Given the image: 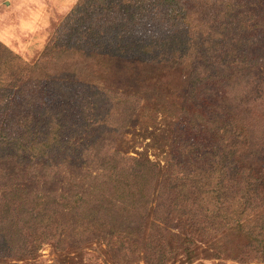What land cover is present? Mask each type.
<instances>
[{
  "label": "rangeland",
  "instance_id": "rangeland-1",
  "mask_svg": "<svg viewBox=\"0 0 264 264\" xmlns=\"http://www.w3.org/2000/svg\"><path fill=\"white\" fill-rule=\"evenodd\" d=\"M80 1L0 0V43L19 57L21 63L31 67L32 72L28 70L27 77L67 75V81L61 84L59 99L68 101V106L61 108L65 103L51 105L46 101V107L58 116L56 123L61 122L54 127V134L60 141L65 140L64 148L65 143L71 142L65 151L69 148L70 155L75 157L73 164L68 158L70 162L65 164L55 159V165L50 168L36 164L37 160L33 164L12 160L7 171L0 173V214L6 215V209H10L11 214L17 213L14 216L25 223L23 219L29 217L30 220L40 213L48 196L66 197L71 186H80V194H83L86 191L83 182L88 184L92 179L95 182L94 178L106 168L114 166L126 177L131 169L139 170L138 161L159 164L161 174L175 175L178 191L184 183L181 202L184 204L186 199L189 210L183 212L181 203H178L179 210L175 209L177 196H168L166 187L171 181L164 182L160 177L149 183L142 179L138 183L147 180L143 183L147 199L135 205L136 210L116 200H112L113 204L111 199L89 201L88 221L107 211L104 215L113 224L112 228L108 225L104 229L107 234L86 232L83 242L72 240V243L66 235V244L56 247L57 240L42 237L47 232L43 227L32 236L39 239L31 256L8 257L0 244V264H264V216L252 212L234 216L232 210L244 196L241 192L252 176L258 178L259 185L263 184L264 197V151L258 152L257 148V143L264 142V95L261 94L264 84L255 79L250 83L247 80L250 47L241 46L239 38L248 28L243 26L241 30L238 25L223 23L220 0H208L212 2L210 10L214 22L191 30L192 41L201 38V31L204 32L202 37H207L216 29L218 33L221 27L228 44L234 38L238 41L231 42L224 52V46L216 44L219 37L212 39L215 46L204 49L206 58L202 60L199 58L202 55L192 51L196 47L189 46L192 41L185 30L170 26L162 35L159 24L151 26L145 22L147 15L158 21L155 8H146L141 10L143 15L137 20L142 26H135V39L126 40L127 44L137 47L127 53H117L121 44L116 50L102 42L106 44L104 48L112 49L117 55L98 49L94 56H90L95 53L91 52L81 58L77 56L79 51H88L89 47L83 45L84 40L77 41L76 36L68 46L74 53L58 51L54 55L58 58H47L45 49ZM222 1L224 6L237 0ZM231 22L246 23V19L235 18ZM128 29L134 28L128 25ZM217 33L214 35L218 36ZM157 44L155 49L148 50ZM186 52L188 55L183 57ZM191 52L193 57H190ZM227 58H238L240 65L234 64L238 67L234 72H241L235 73L233 79H217L221 70L213 63ZM204 65L212 67L205 72ZM79 81L91 86L79 87ZM89 92L92 93L86 97ZM222 106H229L232 113L224 109L222 112ZM231 115L239 120L243 128L240 131L246 139V143L236 149L238 153L233 144L237 128L231 125L232 129L227 131L224 127ZM223 136L225 140L218 142ZM221 143L223 145H219ZM243 152L248 159L236 160ZM52 156L61 157L55 153ZM233 159L239 161L236 168ZM193 160L198 169H192ZM219 168L225 169L218 175L220 180L213 179L215 175L211 174L208 182L212 189L221 182L228 188L220 205L203 186L193 184L199 180L193 170H198L205 181L208 172L210 175V171L216 172ZM185 169H190L191 177ZM231 174L234 177L230 178ZM90 176L92 179L87 180ZM137 187L131 186L133 193ZM113 188L120 195L121 191L126 193L121 183ZM32 194L46 197L44 201L33 199ZM262 197L260 195L264 208ZM218 205L220 216L228 207L231 217L218 220L214 226L208 211ZM14 216L10 215L6 223L15 227L18 225L12 219ZM55 230L52 229L54 233ZM19 239L16 241L27 245ZM119 247L121 251L117 252Z\"/></svg>",
  "mask_w": 264,
  "mask_h": 264
},
{
  "label": "trees",
  "instance_id": "trees-1",
  "mask_svg": "<svg viewBox=\"0 0 264 264\" xmlns=\"http://www.w3.org/2000/svg\"><path fill=\"white\" fill-rule=\"evenodd\" d=\"M220 2V12L223 14L220 19H222L223 23L232 24L234 26L238 25V28L241 27V30H243V26L248 28L239 38V42L242 41L241 46L250 47V60L247 67L248 73H246L248 83L255 79L257 83L264 84V0H237L233 1L232 4L226 3L224 6L222 5L223 1L220 0ZM211 4L212 2L208 0H81L71 11L65 24L56 33V36L53 37L50 45L45 49L44 55L47 58H56L57 56L54 55L57 54L58 51L74 53L75 50L68 49V46L70 45V40L74 39L76 36L77 41L81 42L84 40L85 43L83 45L89 47L88 51H79L80 54L78 53L77 56H81V58H84L91 52H95L90 55L94 56L98 49H101V51L106 49L105 52L111 53L114 56H116L117 53L123 55V53H127L128 50L137 47L134 46V44H127L126 40L128 38L132 40L135 39V26H142L140 20H137L140 18V15H143L141 14V10L146 8H155L158 21H155V19L148 15L145 17L144 21L151 23V26L152 23L159 24L162 35L168 31L170 26H176V28L180 27L185 30L190 38L191 30H197V28L203 26L204 23L208 25L214 22V15L211 13ZM235 18H244L246 19V23L237 22L235 24L231 22L235 20ZM241 23L242 25H239ZM128 25H131L134 29L129 30ZM203 33L204 32L201 31V38L194 42L190 38L192 42L189 45L190 47H196V49L192 51L202 55V57L199 56L202 60H204L205 57L204 49H208L214 44L212 39H217V37H219L220 41L217 40L216 44L224 46V52L228 51L231 42L233 44L238 41L237 38H234L228 44L224 32H222V27L219 29L218 33L217 29L214 32L217 33L218 36H215L213 33L212 36L208 34L207 37H202ZM233 34L236 35L234 32ZM80 39L82 40L80 41ZM102 42L107 43L109 48L115 47L116 50L120 48L121 44V49L116 53L112 49H108L107 47L104 48L106 44ZM163 44L164 42L160 45ZM158 45L159 44L152 45L148 50H151L152 47L155 49ZM201 48L203 51H198V49ZM71 49L73 48L71 47ZM187 55L188 52L182 54L183 57ZM190 57H193L192 52L190 53ZM238 61V58L237 60L227 58L226 60H217L214 62L213 66L221 70V74L216 76L217 79H227L228 77L233 79L235 73L241 72H234V70L238 68L234 64L238 63V65H240ZM204 67L205 72H208L212 66L204 65ZM28 70H30V73L32 72L30 66L26 63H21L19 57L5 45L0 43V109H2L0 113V173L3 172V170L7 171L6 167H9L12 160L15 159H18L20 162L23 160L25 164H33V161L37 160L36 164H43L48 168L55 165V159H59L61 164H65L66 161L69 160L71 164L74 162L73 158L75 157L70 155V149L68 148V150L65 151V148L71 145V142L69 141L68 145L65 143L64 148L63 145L65 140L60 141L59 136L54 134V127L61 125V122L56 123L57 115H53L54 110L46 107V101H49L47 103H51V105L54 103H65L61 108L68 106V101L63 102L62 99H59L62 90L61 84L67 81L65 80L67 75H65V73L63 77L59 78L57 76V78H54V76L47 75L27 77ZM71 72L73 73V71ZM243 79L245 78L243 77ZM30 83L33 84L31 85ZM83 85L85 87L91 86L88 83L79 81L78 86L82 87ZM90 93L92 92L86 94V97H89L88 95H90ZM40 94L42 95L40 96ZM261 94L264 95V91ZM52 96L53 98L51 99ZM228 102L230 105L229 99ZM227 107L229 106H222L221 111L224 109L232 113ZM220 118L223 119V115H220ZM225 121L226 123L223 124L227 131L228 129H232L231 125H233L234 129L237 128L239 130L238 132L236 129L233 139L234 150L237 152L236 149H240V147L246 143L245 136L242 134V131H240L243 130V128L239 126V120L232 115L228 116ZM224 140L225 137L223 136L218 142H223ZM262 143L263 144L257 143L258 152L264 151V142ZM219 145H223V143ZM71 147L72 146H70V148ZM53 153L61 157L52 158ZM66 158L69 160H66ZM239 158L248 159V156L243 152L241 155L235 157L236 160H239ZM235 159H233L232 164H234L236 168L239 161H234ZM258 159L260 158L258 157ZM130 160L133 161L135 159L131 158ZM194 164L192 169H198L199 166L196 164V161H194ZM139 166H141V168H139ZM113 167L114 166H111L103 170L99 176L94 178L95 182L92 176L88 177L87 180L92 179V182L88 184L87 182H83L82 187L86 186V191L83 194H80V186H71L66 197L64 195L59 197L55 196L53 198L48 196L45 201L44 198L46 195L41 196L32 194L31 197L33 199L43 200L45 204L40 203L42 205L44 204V207H41L40 213L33 218L31 217L30 220L27 215L28 219H23L25 223L21 222L22 219L19 220V216H14L18 215L17 213L13 212L11 214L10 209H6V215L0 214V244L4 248L3 251L5 255H8V257H15V255L22 254L23 256H25V254L29 256L33 255L36 250L35 246L34 253H32L34 244L39 237L34 236L33 238L32 236L36 232L39 233L41 231L40 229L43 227L47 232H45L42 237L48 238L51 241L57 240V244H55L56 247L66 244V235L69 237L70 243H72V240L83 242L86 232H105L104 229L108 228V225L109 228L113 227L111 220L104 215H107V211L106 213L102 212L95 215L88 221L86 206L89 205V201L93 199L98 200L99 198L102 200L111 199V203L113 204H115V201L112 200H116L128 208L130 206V210H136L137 206L135 208V205H139V203L147 199V193L144 191L143 186L145 185L143 183L147 180L150 183L151 180L153 181L156 178L162 177L164 182L167 180L171 181V185L166 187L169 191L168 196H177V198L174 199V203H177L175 209L179 210L178 206L181 203L182 209H184L183 212L189 210L186 199L184 200V204L181 202L184 197L181 194V189L185 184L182 183L178 191L177 186H175L176 179L173 178L175 175L168 172L166 174H161L159 164H155L151 161H147L146 163L138 161L139 170L131 169L126 177ZM188 170L190 169H185L186 174H189ZM193 171L197 173V177L199 178V180L195 181L193 184L203 186V189L208 190L210 194L215 196V202L219 203L220 200L225 197L228 188L221 182L215 184V188L212 189V184L208 182V180H210L211 174L215 175L213 179L220 180L218 175L225 172V169L219 168L216 172L210 171V175H208V172L205 181L200 177L198 170ZM188 176L191 177L192 175L189 174ZM232 176L234 177V174H231L230 178H232ZM225 177L226 175L222 176L221 180ZM142 179L147 180L140 183V185L138 181ZM189 180L191 179L189 178ZM230 182L233 183L235 181L230 180ZM117 183H121V189L126 193L121 191L120 195L118 192L114 191L113 186ZM133 184L138 186L136 188L137 191L134 193L131 188ZM261 189H263V184L259 185L258 178L252 176L247 182L244 192H241L244 196L240 201H237L238 204L236 203V208L232 209L235 214L234 216H241L250 212L257 213V216H264V208H262L263 201L260 199V195L262 197ZM262 198L264 199V197ZM219 205L217 208L208 211L210 213V220H212L214 226L216 225L215 222L218 220H229L228 217H231L230 214H228V207L220 216ZM10 215L14 216L12 219L18 226L14 227V225L6 223ZM36 226H38V228H36ZM53 228H56L55 233L52 231ZM105 233L107 234V232ZM17 238H20L19 240L27 243V245L16 241ZM134 243H130V245L132 246ZM261 245L263 244L261 243ZM28 247H31V249ZM25 248L28 250L25 251ZM119 251H121V247L117 250V252Z\"/></svg>",
  "mask_w": 264,
  "mask_h": 264
}]
</instances>
